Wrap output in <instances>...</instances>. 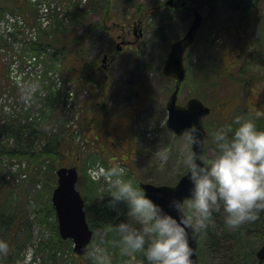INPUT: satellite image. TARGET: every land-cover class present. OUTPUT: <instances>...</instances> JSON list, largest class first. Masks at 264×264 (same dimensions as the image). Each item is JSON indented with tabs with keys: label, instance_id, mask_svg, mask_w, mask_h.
Here are the masks:
<instances>
[{
	"label": "trees",
	"instance_id": "obj_1",
	"mask_svg": "<svg viewBox=\"0 0 264 264\" xmlns=\"http://www.w3.org/2000/svg\"><path fill=\"white\" fill-rule=\"evenodd\" d=\"M86 1L88 2L84 3ZM260 1L187 0L184 6L178 8L168 7L164 3L165 0H153L150 4L139 2L134 6L131 13L132 16H138V20L145 23V29L147 32H151V38L145 44L144 49H139L134 53L143 55L144 51L146 53L151 47L154 49L156 47L160 54V58L158 56L160 63L163 62L166 56L165 47L166 45L169 46L171 41L176 38L173 37V32L175 27L178 28L180 23L179 17L177 21L173 20L176 15L175 13L183 11L184 14L191 15V5L196 6L199 10H203L202 8L207 9V7H221L236 12L239 16V25L235 26L234 31L229 29V33L230 35L238 33L243 38L241 44H244L249 38L248 32L251 31L257 21L258 14L254 10L258 7ZM38 3H46L48 5L50 20L53 18L52 20L54 21L55 19V30L51 29V26H53V21L51 20L41 30V33L37 34V26H40L42 29L40 21L37 20L39 18ZM110 3V0H37L36 2H32L31 0H0V22L4 19V15L21 14V29H25L26 27L35 29L36 37H30L32 41H30L29 46L21 47L20 52L17 54L20 64L26 63L25 57H29L32 62H45L46 66L50 68L58 64L61 69H65V72L74 82L78 81L85 85L92 84V81L95 78L97 79L98 71H101L99 67V54L98 56L90 54L96 45L92 43L96 38L95 35L108 32L111 28L119 27L120 29V25H117L118 23L115 21L111 25H107L108 20L116 18L112 8H110ZM129 3L132 5L133 1L130 0ZM65 4H67L66 7ZM60 8L65 10L64 15L59 18L56 14L55 18L52 14L59 13L58 10ZM30 10L32 11V17L27 15ZM94 15L98 18L91 24L90 19ZM13 21L17 25L18 21L16 19ZM77 25L83 28L80 34H75L74 36L64 35L66 31L74 30V27ZM40 28L38 27V29ZM1 41L0 49L10 50L11 46L13 47L12 40L2 38ZM109 41L111 42V40ZM255 42L254 45L257 44V47L259 46V42H262L264 47V38H257ZM257 47L256 50L246 53L248 65L249 62L256 64L263 63L264 65V52H262V57H259ZM102 48V50L100 49L101 52L113 50L110 43L107 44L106 48L105 45ZM245 51L242 46V50L238 54L234 53L235 56H231L229 62L213 64L210 73H202V70L204 71L202 65L199 66L198 70L196 62L193 63L191 58L189 62V59L184 57L187 72L184 82L192 76L195 70L199 74V77L200 75H203V77L209 75L212 80L214 77L219 76V74L226 73L233 81L237 82V88L240 87V84L241 87L239 89L247 88L245 91V93L248 92L247 97L251 91H262L264 89V81L261 79L255 80L257 78L256 74H251L246 79L240 78V75L234 76L233 67L241 59L242 52ZM67 59H73L69 65L65 63ZM142 64L144 66L147 65L144 60ZM247 64L243 62V65L239 69L240 73L245 72ZM138 65L140 67L136 66L134 71L143 69L140 64ZM144 77L143 73L141 78L135 81V85L143 82ZM167 79L172 83V87H170L172 89L174 80L171 78ZM43 83L44 81L41 84L44 85ZM69 90L70 88L66 84V80L57 82L49 77L47 84L43 88L39 87L38 92L33 97L31 107L37 106L39 108L37 116L32 115L31 108L25 109L23 113L16 115L12 119L8 118L1 121L2 116H0V156L6 155L11 158L23 159L25 161L24 164H27V166H38V171L28 177L25 176L24 180L36 182L39 179L44 184L43 188L34 195L38 198L36 200H39L41 207L36 209L35 216L30 218L29 197L19 191L18 187L6 185L9 184V181L5 180L3 175L0 174V180L2 181H0V232L4 234V237L1 239L7 240L10 245L8 254L0 256V264H12L11 261L16 263V261L20 260V249L30 240L31 227L35 219L40 224L51 223L52 229L55 232L54 238L51 237V242L46 243L44 241L42 244H39L38 250H41L45 255L40 264H67L63 260V255L68 241L61 239L56 234L57 219L51 203V192L56 185L55 169L61 165H75L77 168L82 169L86 165V162L94 156L91 153L85 157L81 156L80 140L76 139V130L74 131L72 126L69 125V121L76 112L72 110L66 113L64 110V107L68 104ZM6 91V84L0 72V98ZM194 96L206 102L201 95V91L195 92ZM237 98L239 96L236 93L228 98H223L219 104L206 102L211 106V112L207 116V119L204 120L206 129L204 153H207L206 147H212L213 150L212 132L215 128L228 124L235 126L234 118L237 115L249 116L256 120L257 127L264 128V116L257 117L255 115L257 110L263 109H259L258 106L252 108L253 104L248 103L247 105L245 103L247 102L246 98L242 100L246 105L242 106L240 102L236 101ZM239 104L241 106L238 107ZM98 106L101 112H103V102ZM247 107H250V109H247ZM93 112L94 107H90L88 114L86 113L87 115L84 118L85 125ZM110 114L112 113H109L108 116ZM214 116H216L215 121H212ZM96 157L103 158L102 151H99ZM132 180L138 186L139 180L135 178ZM79 191L84 199L87 223L93 233V240L90 246L97 241L98 233L102 234L104 236V244L109 249L112 258V264H140L143 259L142 252H138L134 256H128L120 250L118 243L119 236L114 227L118 222L117 213L106 203L109 199L107 195L108 187L106 186L104 189L98 190L97 184L86 177L82 181ZM102 195L104 196L103 198H101ZM120 206L122 210L126 211L127 206L123 202H121ZM126 218L123 215L119 217V219ZM215 220V224L207 230L196 232L198 241L206 246L207 251L211 254H223L220 264H255V252L260 246L257 247L256 243L257 241H264V212H261L257 220L245 222L235 228L225 225L222 213H215ZM54 239L55 241L53 242ZM251 239L255 240L251 242ZM76 258L78 262L75 264H94V261L89 257L87 252L81 256L76 255Z\"/></svg>",
	"mask_w": 264,
	"mask_h": 264
},
{
	"label": "rangeland",
	"instance_id": "obj_2",
	"mask_svg": "<svg viewBox=\"0 0 264 264\" xmlns=\"http://www.w3.org/2000/svg\"><path fill=\"white\" fill-rule=\"evenodd\" d=\"M110 1V8H112L116 18L110 21L108 20L107 25L109 26L115 21L118 23L117 25L121 26L119 35L123 38L134 40L133 22L138 21L139 17L132 16L131 12L137 3L150 4L153 0H137L136 2L132 0V5L129 3L130 0ZM87 2L88 1L84 3ZM66 5L67 4H65V7ZM202 9L203 10H200L204 15L202 26L198 30L194 42L185 52V57L189 59V62L191 58L193 63L196 62L197 69L202 65L204 69L202 73H210L213 64L229 62L231 59L230 57L235 56L234 53L238 54L243 46L246 51L242 52L241 59L238 60L233 67L234 76L240 75V78L246 79L249 75L256 74L257 78H255V80L261 79L264 81L263 63L256 64L249 62L248 65V62H246V53L256 50L257 44L254 45V43H256L255 40L257 38H264V0H261L258 7L254 10L255 13L258 14V18L251 31L248 32L249 38L244 44H241L243 38H241L238 33L234 35H230L229 33V29L233 30L237 24L239 25V16L236 12L221 7H207V9ZM31 10L27 13L30 17H32ZM58 12L59 13H53L52 15L55 17L57 14L60 18V16L64 15L65 10L60 8ZM175 14L173 20L177 21L179 17L178 20L180 23L178 28L175 27L173 37L178 38L185 32L191 20V15L184 14L183 11H177ZM20 15H18V17H20ZM18 17L15 15V18ZM3 18L4 19L0 22V39L12 40L13 47L11 46L10 50L0 49V72L7 88V93L5 92L0 98L1 121L8 118L12 119L28 108H31L32 115L37 116L39 108L37 106L31 107V104H33V97L35 93L38 92L39 87L43 88V86L47 84V79L49 77L57 82L61 80H66V84L69 82L67 85L72 90L69 93L71 98L69 99L70 103L68 102L64 110L66 113L72 110L76 111L69 121V125L72 126L74 131L76 130L75 133L77 138L80 136V139L83 138V140H85L84 142L81 139L80 142L82 151L81 156L85 157L90 153L94 155L86 162V165L82 167V169L77 168L79 172L77 186L79 189H81L82 181L86 177L92 180L87 174V169L96 162H103L106 165L108 162H122L123 160L127 167H129L126 172L127 178H135L139 181L144 180L154 184H173L186 172L179 154V147L183 142V134L175 135L165 128L167 114L165 102L167 96L171 92L170 87H172V83L161 73L162 62L160 63L159 60V51L156 47L155 49L151 47L146 53L144 51L143 55L134 53L139 49H144L145 44L149 42L151 38V32H147L145 23L142 22L141 26L143 33L142 37L138 41L130 44V46L122 45L121 49L117 51L114 50V48L115 45L121 41V38H118L117 35L119 27L114 29L111 28L108 32L95 35L96 38L92 43L96 45L93 47L90 54H95L96 56L99 54L100 66L102 63L101 59L105 52L108 53V57H112V60L107 61L108 66L106 69L101 68V71H98L96 76L97 79L95 78L92 84L85 85L78 81L74 82L65 72V69H61L58 64L50 68L46 66L45 62H32L29 57H25V64H20L17 59V54L20 52L21 47L29 46L32 40L27 30L21 29L22 25L20 22H17V25H15V22L12 21L11 23L8 15H4ZM97 18L96 15L92 16L90 19L91 24ZM52 23L53 26H51V29L55 30V19ZM6 24L9 27L7 34L5 30ZM38 27L40 28V26H37V34H40L44 27H42V29H38ZM82 30L83 28L77 25L74 27V30L66 31L64 35H78ZM135 33H138V30ZM1 40L0 46L2 44ZM109 40H111V42ZM109 43L112 45L113 50L101 52L103 45H105L106 48ZM167 46L168 45L165 47L166 54L169 50V46L168 48ZM257 50L259 52L258 56L262 57V52H264L262 42H259ZM25 55L27 56V54ZM142 57H144V59H142ZM72 60L73 59H67L65 63L69 65ZM143 60L147 65L144 66L142 64ZM243 62H245L248 67L245 66V72L240 73L239 69L243 65ZM138 64H140L143 69L134 71L136 66H139ZM143 73L145 76L144 81L137 83V85L133 84L134 81H138L141 78ZM69 79L72 81H69ZM43 81L44 85L41 84ZM239 88H237V82L233 81L226 73L219 74V76L214 77L212 80L209 75L204 77L200 75L199 77V74L195 70L192 76L182 83L178 101L179 103H184L189 97L193 96L195 92L201 91V95L206 102L219 104L223 98H228L237 93L239 98H237L236 101L240 102L242 106L248 105L249 103L253 104L252 108L258 106L259 109L264 110V89L258 92L251 91L250 95L247 97L248 92L245 93L247 88ZM136 92L138 93L137 96L135 94ZM135 98H137V100ZM245 98L247 99V102H245L246 104L242 102ZM102 102L104 104L103 112H101L98 106ZM241 104H239L238 107L241 106ZM89 106L94 107V112L85 125L84 118L89 112ZM135 106H137V108ZM124 109H126L127 112L124 111ZM247 109H250V107H247ZM109 113L117 115L118 117L113 116L108 118ZM121 113L122 115H120ZM131 118L132 120L130 121ZM215 118L216 116L212 118V121H215ZM206 119L207 117L205 120ZM127 123L129 125L124 126ZM119 135L126 136L128 140V143H126L125 139L122 144L123 146L120 147L124 151L123 154L117 151L119 144L116 142L118 139L115 136ZM99 146L103 147V158L96 157L99 152ZM162 148H166L170 152V158L167 161L160 160L157 155V151ZM211 151L212 147H206L207 153ZM24 163L25 161L23 159L11 158L6 155L0 156V174L3 175L5 180L9 181V184L6 185H9V187H18L19 191L29 197L31 208L30 218H32L35 216V210L41 207L39 200H36L38 198L34 195L43 188L44 184L39 179L36 182L24 180L25 176L28 177L38 171V166L31 167ZM92 181L97 184L98 190H102L107 186L101 181ZM36 217H38V215H36ZM35 220L31 227L32 233L30 240L20 249V260L16 261V263L11 261L12 264H36L34 260L40 262L45 258L44 253L38 250L39 244H42L44 241L46 243L51 242V237L54 238L55 232L52 229L51 223L40 224ZM56 234L59 236L58 229ZM3 235L4 234L0 232V239L4 237ZM66 240L68 242L67 247L64 248L63 260H65L67 264H75L78 260L76 254L72 250L73 242L71 239ZM92 240L93 238L91 242ZM252 240L254 241L255 239H251V242ZM54 241L55 239L53 242ZM91 242L89 243V247ZM262 242L263 241H257V247ZM57 255L59 254L57 253ZM197 255L198 264H220V259L223 254L209 253L206 246L198 241ZM13 258H15V256H13Z\"/></svg>",
	"mask_w": 264,
	"mask_h": 264
},
{
	"label": "clouds",
	"instance_id": "obj_3",
	"mask_svg": "<svg viewBox=\"0 0 264 264\" xmlns=\"http://www.w3.org/2000/svg\"><path fill=\"white\" fill-rule=\"evenodd\" d=\"M255 115L264 116V110ZM234 119L235 126L221 125L212 132L210 153L197 151L203 136L196 123L184 130L179 154L191 187L186 196L173 195L168 207L127 178L118 161L89 168L94 180L107 182L106 203L117 213L114 227L123 254L142 252L140 264H194L189 229L192 234L207 230L216 222L215 213H222L225 225L235 228L264 212V128L249 116ZM157 155L162 161L170 158L166 148ZM122 215L127 218L119 219ZM9 248V242L0 239V256H6ZM86 251L94 264H112L102 234Z\"/></svg>",
	"mask_w": 264,
	"mask_h": 264
},
{
	"label": "water",
	"instance_id": "obj_4",
	"mask_svg": "<svg viewBox=\"0 0 264 264\" xmlns=\"http://www.w3.org/2000/svg\"><path fill=\"white\" fill-rule=\"evenodd\" d=\"M186 0H181L180 4L176 0H166V5L176 7L185 5ZM192 20L186 32L180 38L174 40L170 44L169 52L162 66V73L175 79V85L166 100V127L176 135H181L184 130L196 123L201 128V135L204 138L206 131L203 125V118L210 112V108L200 99L191 97L188 101L181 105L177 103V94L180 84L185 76V66L183 63V55L186 48L193 42L198 29L200 28L203 15L195 6H191ZM140 34L136 36L138 38ZM106 56L103 57V61ZM203 143L197 151H203ZM57 184L52 191V204L55 208L58 232L62 239H72L73 251L78 255H82L88 248V243L92 237V231L89 228L84 212V200L80 192L76 189L78 178L75 166H60L56 169ZM139 186L146 189L150 195L158 202L168 207V201L173 195L186 196L189 193L191 182L186 172L177 180L174 185L161 184L156 185L150 182L141 181ZM174 212V209H170ZM190 231V242L193 246L194 264H197V237ZM256 256L259 262L264 258V243L257 250ZM259 264V263H258Z\"/></svg>",
	"mask_w": 264,
	"mask_h": 264
},
{
	"label": "flooded vegetation",
	"instance_id": "obj_5",
	"mask_svg": "<svg viewBox=\"0 0 264 264\" xmlns=\"http://www.w3.org/2000/svg\"><path fill=\"white\" fill-rule=\"evenodd\" d=\"M138 29L137 28H134V26H133V34H135V32L137 31ZM121 32V31H120ZM120 32H118V38H121V42L123 41L124 42V44H126L127 46H130V44H132V42H133V40H131V39H126V38H123V37H121L120 35H119V33ZM116 47H117V44H116ZM110 60H112V57L110 56V57H108V61H110ZM99 148L100 149H103V147L102 146H99Z\"/></svg>",
	"mask_w": 264,
	"mask_h": 264
}]
</instances>
